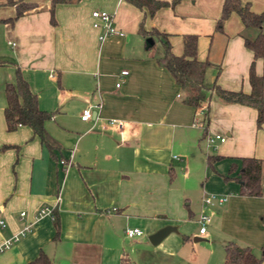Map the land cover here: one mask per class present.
<instances>
[{
  "label": "crops",
  "instance_id": "obj_1",
  "mask_svg": "<svg viewBox=\"0 0 264 264\" xmlns=\"http://www.w3.org/2000/svg\"><path fill=\"white\" fill-rule=\"evenodd\" d=\"M3 1L0 47L4 41L8 50L0 49V146L7 147L0 149V242L23 223L31 226L0 251V264H28L39 253L50 264H120L122 257L144 264L129 245L145 244L144 235L164 225L174 230L149 243L152 248L146 245V264H182V255L193 260L195 251L184 253L190 238L209 244L203 264H221L226 240L248 246L264 264V194L239 195L234 178L239 157L264 160V123L256 128L253 108L207 91L196 107L182 103L171 75L155 61L162 53L159 39L148 36L152 43L146 45L137 29L143 17L142 29L165 33L175 55L182 51L181 35L194 34L195 57L209 64L203 84L247 92L251 52L239 35L238 16L230 12L219 32L214 21L222 0H177L151 16L125 0H78L56 4L50 23L49 0H34V8L8 21L13 7ZM240 1L254 12L264 8V0ZM92 9L110 12L122 35L98 43ZM13 64L38 108L50 114L43 128L56 143L51 150L25 125L5 130L2 89L13 78ZM254 71L264 80V61L256 58ZM88 105L91 117L80 120ZM206 133L223 140L201 153ZM207 155L218 156L210 157V167ZM193 180L200 187L194 203L185 186ZM207 193L225 200L204 205ZM41 206L50 213L33 220ZM200 212L209 220L202 233L192 232ZM126 227L142 233L126 237Z\"/></svg>",
  "mask_w": 264,
  "mask_h": 264
},
{
  "label": "trees",
  "instance_id": "obj_2",
  "mask_svg": "<svg viewBox=\"0 0 264 264\" xmlns=\"http://www.w3.org/2000/svg\"><path fill=\"white\" fill-rule=\"evenodd\" d=\"M78 0H49L48 18L53 23V8L56 4L73 3ZM138 9L143 10V16H151L153 12L164 6H171L177 0H125ZM4 4L13 7V15L5 20L12 21L22 15L27 10L35 7L34 0H4ZM230 12H234L241 24L242 30L239 35L245 48L251 52V58L247 66L246 80L249 86L247 92L240 89H226L215 83L205 86L202 82L204 70L209 65L205 60H198L195 57L194 34L181 35L182 51L175 55L169 49L166 34L151 28L142 29V18L138 23V31L144 37H157L162 45V53L155 58V61L164 67L171 75L174 83L180 91V101L184 104L196 107L202 100L204 91L215 95L223 102L239 103L254 109V125L259 128L264 123V80L260 74L254 71V60L256 58L264 61V8L254 12L249 8L247 1L222 0L218 17L214 21V30L221 31L222 22ZM253 34L249 36L247 32ZM147 45V44H146ZM4 62L0 60V65ZM4 106L2 117L6 131L13 130L18 125L27 126L31 134L38 138L48 150L56 147L52 137L44 130L43 121L47 119L49 112L38 108L35 94L28 88L26 81L22 78L18 67L13 64V78L3 84ZM207 107L203 112V122L206 121ZM7 147L1 145L0 149ZM210 157L216 158L217 155H207L206 161L210 167ZM239 165L234 177L238 183L237 193L239 195H261L264 194V182H262L261 169L263 159L252 156L239 157ZM234 166L230 165L229 170ZM264 181V180H263ZM53 214V212L51 213ZM183 238V237H182ZM259 257L255 256L250 248L241 245L233 240H226L222 244L221 264H257ZM28 264H50L49 260L42 253H39ZM120 264H129L126 257H122Z\"/></svg>",
  "mask_w": 264,
  "mask_h": 264
},
{
  "label": "built area",
  "instance_id": "obj_3",
  "mask_svg": "<svg viewBox=\"0 0 264 264\" xmlns=\"http://www.w3.org/2000/svg\"><path fill=\"white\" fill-rule=\"evenodd\" d=\"M90 17H91V26L96 28L98 30L96 35V40L98 43L102 42L106 37L111 35L121 36L122 31L118 28H116L113 25L112 22V14L108 11L102 10V9H92L90 11ZM120 75L126 74V70H120ZM115 86L118 85V82L114 84ZM91 105H88L81 109L79 113V119L80 120H87L91 117L92 111H91ZM109 122H116L115 120L111 119ZM203 145L205 147H213L214 141L217 140L221 142L223 140V136L216 134V133H206L202 136ZM60 162H63L60 160ZM225 200L224 195L215 194V193H207L202 197V203L204 205H209L212 203H221ZM110 210H115V208H111ZM50 209L47 206H41L35 210V213L33 214V220L37 219L38 217L49 214ZM24 215L23 211L17 212L16 216L18 219H22V216ZM209 215L205 212H200L195 221L198 225L197 232L202 233L204 231V224L208 222ZM5 223L2 219H0V228L4 227ZM31 222L23 223L16 231L10 233L7 237H5L0 242V251L3 249L8 248L13 242L18 240L20 237L24 236L29 230H30ZM123 233L126 237H133L138 236L142 233V231L138 227H126L123 230Z\"/></svg>",
  "mask_w": 264,
  "mask_h": 264
},
{
  "label": "rangeland",
  "instance_id": "obj_4",
  "mask_svg": "<svg viewBox=\"0 0 264 264\" xmlns=\"http://www.w3.org/2000/svg\"><path fill=\"white\" fill-rule=\"evenodd\" d=\"M153 39H154V44H153L154 46L153 47H155L158 44H157L155 38H153ZM3 43H4V41H3ZM3 43H2L3 48L0 47V49L3 52H5V50L7 51L8 48ZM4 65H6V64H4ZM198 147H199V150H200L201 153H203V152H211L212 151L211 150V147L205 148V146L203 145V143H200ZM261 177H262V182H264L263 181L264 180V163H263L262 169H261ZM185 186L189 189L190 194H193V196L190 197V198H191V202L194 203L196 197L198 196V190L200 188L199 187V180H197V181L196 180L195 181L193 180V183H191V184H189L187 182L185 184ZM197 226H198V224L194 221V224H193V227H192L193 228L192 229V232H196ZM143 239L145 241V244H138V245H136V244H130L129 246H131V248H133V249L135 248V250L137 251V252L134 251V252L131 253L132 257L134 255L138 254V252H139V254H141V255L138 254V256L140 257V258H138V260L139 261H142V262H144V264H146V245H148L147 247H149V248H152L153 246L151 244H149V242H146L147 241L146 235H144V238ZM189 241H190L189 242L190 243L189 246H191V248H189V246H188V248H186V250L184 251V253H187V250L190 251V252L191 251L192 252L195 251V255L196 256H195V258L192 257V258H194L193 260H190L186 255H182L180 262L182 264H203L204 263L203 262V260H204V254L206 253V250L205 249H206L207 245H209V244H207L206 242H204L203 239H201V238L198 239V240H196V241H192L191 238H190ZM165 264H170V263L167 262Z\"/></svg>",
  "mask_w": 264,
  "mask_h": 264
},
{
  "label": "water",
  "instance_id": "obj_5",
  "mask_svg": "<svg viewBox=\"0 0 264 264\" xmlns=\"http://www.w3.org/2000/svg\"><path fill=\"white\" fill-rule=\"evenodd\" d=\"M145 42L147 45H149L152 43V40L150 37H146ZM173 230H174L173 226L164 225V226L156 229L155 231H153L149 235H147V240L151 244H156L164 235H166L168 232L173 231Z\"/></svg>",
  "mask_w": 264,
  "mask_h": 264
}]
</instances>
